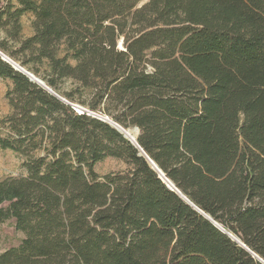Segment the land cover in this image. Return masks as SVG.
Listing matches in <instances>:
<instances>
[{"label": "trees", "instance_id": "trees-1", "mask_svg": "<svg viewBox=\"0 0 264 264\" xmlns=\"http://www.w3.org/2000/svg\"><path fill=\"white\" fill-rule=\"evenodd\" d=\"M18 4L0 8V52L37 77L45 65L42 80L68 103L0 56L13 84L0 148L27 170L0 181V224L25 235L0 264H263L116 128L73 106L139 128L176 187L264 261V0ZM26 13L34 33L22 39ZM110 157L129 169L100 177Z\"/></svg>", "mask_w": 264, "mask_h": 264}, {"label": "rangeland", "instance_id": "rangeland-1", "mask_svg": "<svg viewBox=\"0 0 264 264\" xmlns=\"http://www.w3.org/2000/svg\"><path fill=\"white\" fill-rule=\"evenodd\" d=\"M8 3L11 4L13 7L19 6L18 0H0V8L2 6H6ZM34 19L35 17L31 13H26L21 17L20 37L22 39H27L33 35ZM5 36L6 33L2 29H0V37L4 38ZM14 62L21 66L20 63L16 61ZM32 67H34V64L31 63L30 65H27L26 67L23 68H25L29 72H32L30 71ZM37 67L39 68L40 71V74L38 76L40 79L47 76V71H46L47 68L45 65L41 67L39 66ZM12 86L13 84L11 81L0 80V135L2 136H6L9 132L8 125H6L4 121L9 115H11L12 112V108L7 98V93ZM63 86L66 90H70L73 87L72 81H67ZM74 105H79V104H74ZM81 107L85 108L84 106ZM43 154L44 152L40 151L36 153V156H40ZM25 161L26 158L23 157L22 155H19L9 149L5 150L0 148V181L11 177L18 178V177L26 176L27 170L24 167ZM94 169L95 172L100 177H103L110 173L125 172L126 170L129 169V165L127 164L126 161L122 159H116L110 157L98 163ZM4 206L6 207L7 204H5ZM24 237H25L24 233L16 229V221L14 219H9L4 223L0 224V254L9 250L10 248L19 246L22 240L24 239Z\"/></svg>", "mask_w": 264, "mask_h": 264}, {"label": "water", "instance_id": "water-1", "mask_svg": "<svg viewBox=\"0 0 264 264\" xmlns=\"http://www.w3.org/2000/svg\"><path fill=\"white\" fill-rule=\"evenodd\" d=\"M123 45V41H120V47L122 48ZM0 56L1 58L6 61L7 63H9L14 70L24 74L25 76H27L32 82L38 84L39 86H41L43 89L47 90L50 94L54 95L55 97L59 98L60 100L68 103L65 99H63L62 97H60L57 93H55L42 79H40L39 77H37L35 74H33L32 72H29L28 70H26L25 68H23L22 66H20L19 64L15 63L14 61H11V59L9 57H6L2 52H0ZM77 112L79 114H83V113H87L89 116H92L94 118H97L101 121H104L106 123H109L111 126H113L114 128H116L122 135H124L125 138H127L129 141H131L133 143L134 146H136L139 151H140V156L146 158L147 162L149 163L150 167L159 175L160 179H162V181L167 185V187L169 189H171L172 191L176 192L183 200H185L188 204H190L193 208H195L200 214H202L206 219H208L209 221H211L217 228H219L223 233H225L226 235H228L233 241L237 242L240 246L244 247L245 249H247L254 258H257L260 262H262L264 264V261L262 259H260L258 257L257 254L253 253L252 251H250L246 245L239 240L236 236H234L231 232L225 230L220 224H218L213 218H211L210 216L206 215L204 212H202L199 208H197L177 187L176 185L165 175V173L160 169V167L146 154V152L138 145L137 142V137L140 134V130L139 128H132V129H124L123 127H121L119 124H117L116 122L112 121L108 116H104V115H100L97 113H94L90 110H87L79 105H74L73 106ZM127 130H130L134 133H136V137L131 138L128 134H127Z\"/></svg>", "mask_w": 264, "mask_h": 264}, {"label": "bare ground", "instance_id": "bare-ground-1", "mask_svg": "<svg viewBox=\"0 0 264 264\" xmlns=\"http://www.w3.org/2000/svg\"><path fill=\"white\" fill-rule=\"evenodd\" d=\"M12 61V60H11ZM127 134L131 137V138H135L136 137V133L130 131V130H127Z\"/></svg>", "mask_w": 264, "mask_h": 264}]
</instances>
